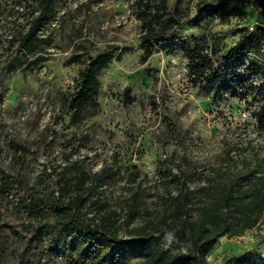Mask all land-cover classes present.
I'll use <instances>...</instances> for the list:
<instances>
[{
    "label": "rangeland",
    "instance_id": "obj_1",
    "mask_svg": "<svg viewBox=\"0 0 264 264\" xmlns=\"http://www.w3.org/2000/svg\"><path fill=\"white\" fill-rule=\"evenodd\" d=\"M200 1L168 0L170 15L181 21L168 41L174 47L154 42L153 55L142 62L144 17L137 0H55L52 20L39 31L44 40L34 49L23 48L20 40L39 13L40 0H0V166L47 192L59 188L58 173L70 161L82 159L92 172L105 167L111 172L99 194L120 209L130 192L124 175L134 165L148 175L142 187L153 190L161 157L187 152L207 167L217 164L226 145L254 137L256 123H264V68L253 77L259 88L255 99L222 97L206 83L192 84L179 41L209 27L226 46L250 32L264 42V7L240 0L231 17L200 21ZM107 53L113 58L99 74V106L74 122L69 100L79 73L91 57ZM75 56L80 60L71 62ZM125 219L120 218L124 225ZM142 221L138 216L129 224ZM6 223L18 233L7 230L0 264H20L27 220L0 205V224ZM126 231L120 234L126 237ZM247 252L264 255V217L242 235L220 237L208 261L224 264ZM144 261L134 257L130 264Z\"/></svg>",
    "mask_w": 264,
    "mask_h": 264
},
{
    "label": "trees",
    "instance_id": "obj_2",
    "mask_svg": "<svg viewBox=\"0 0 264 264\" xmlns=\"http://www.w3.org/2000/svg\"><path fill=\"white\" fill-rule=\"evenodd\" d=\"M54 1L40 0L39 13L20 40L23 48L34 49L44 40L39 31L52 20ZM137 3L143 6L142 62H146L155 43L174 47L168 41L181 21L170 15L168 0ZM254 5L262 8L264 0ZM196 6L202 13L198 20L205 21L208 17L229 18L241 5L240 0H202ZM179 47L185 52L194 86L206 83L222 97L255 99L253 94L259 88L253 77L264 68V42L257 33H245L226 46L206 27L201 34L182 37ZM112 58L108 53L91 57L80 71L69 100L74 122L88 108H98L99 74ZM79 60L75 56L71 62ZM254 129L255 136L242 145H226L217 164L206 167L187 152L161 157L153 190L142 187L148 175L134 165L124 175L130 192L120 209L99 194L111 172L105 167L92 172L84 160L70 161L58 173L59 188L47 192L27 176L0 166V205L27 220L28 233L22 237L26 249L20 264H52L51 260L130 264L134 257L144 258L143 264H209V254L220 237L242 235L264 217V123L257 122ZM122 216H126L125 225ZM138 216L142 222L129 224ZM123 229L126 237L120 234ZM7 230L18 233L14 225L0 224L2 251L9 237ZM224 264H264V255L238 254Z\"/></svg>",
    "mask_w": 264,
    "mask_h": 264
},
{
    "label": "built area",
    "instance_id": "obj_3",
    "mask_svg": "<svg viewBox=\"0 0 264 264\" xmlns=\"http://www.w3.org/2000/svg\"><path fill=\"white\" fill-rule=\"evenodd\" d=\"M251 29H253V26H251Z\"/></svg>",
    "mask_w": 264,
    "mask_h": 264
}]
</instances>
